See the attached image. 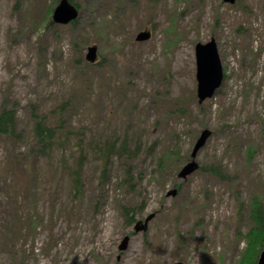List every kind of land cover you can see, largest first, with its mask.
Listing matches in <instances>:
<instances>
[{
  "label": "rangeland",
  "instance_id": "obj_1",
  "mask_svg": "<svg viewBox=\"0 0 264 264\" xmlns=\"http://www.w3.org/2000/svg\"><path fill=\"white\" fill-rule=\"evenodd\" d=\"M72 1L80 18L60 26L59 0H0V116L16 113L0 136V264H238L264 204V0ZM212 39L225 78L199 104L196 46ZM66 103L69 138L43 154L32 116L52 125ZM113 143L104 172L97 146Z\"/></svg>",
  "mask_w": 264,
  "mask_h": 264
},
{
  "label": "trees",
  "instance_id": "obj_2",
  "mask_svg": "<svg viewBox=\"0 0 264 264\" xmlns=\"http://www.w3.org/2000/svg\"><path fill=\"white\" fill-rule=\"evenodd\" d=\"M80 9V8H79ZM239 32V31H238ZM68 109V104H63L60 107L56 108L53 112L56 117V122L52 125H47V119L44 116H34V129L32 132L33 139L35 140V145L38 149L41 150L43 154L50 153L52 149L58 147V145L66 139L69 138L65 136V114ZM14 109H4L0 116V136H12L15 129L16 116ZM116 148L115 143L110 146L98 147L96 150V157L100 165H103V171L107 170V165L110 159V156L113 152V149ZM76 149H80V155L76 158V162L73 167L69 168L71 177V192L74 194V197H78L83 193L84 190V181H83V167L84 161L86 159V153L83 152L81 145H76ZM122 153L128 154L127 142L124 141L120 147ZM140 150L139 147L136 148V153ZM173 153L166 151L163 159L159 162L160 167L163 165L164 160H171ZM210 172L213 175H218L215 169H211ZM104 174L102 175V180L104 179ZM103 184V183H101ZM260 199L254 200L252 203V209L250 212V220L252 223L251 229L248 231L247 236V252L243 256L242 261L240 260L238 264H257L261 252L264 250V204ZM132 219L129 218L128 222L132 223ZM222 259V257H220Z\"/></svg>",
  "mask_w": 264,
  "mask_h": 264
},
{
  "label": "water",
  "instance_id": "obj_3",
  "mask_svg": "<svg viewBox=\"0 0 264 264\" xmlns=\"http://www.w3.org/2000/svg\"><path fill=\"white\" fill-rule=\"evenodd\" d=\"M231 4L235 3V0H226ZM78 18L77 9L72 6L68 0H62L61 4L54 12L53 20L57 24L67 25L75 21ZM150 38L149 33H141L137 41H146ZM97 49L91 48L87 59L90 62H94L96 59ZM196 59H197V96L200 103L205 102L207 99H211L217 90L221 87L224 80V73L222 69L221 60L218 53V48L215 40H211L206 45H197L196 47ZM211 133L209 131L203 132L192 153V159L197 157L198 152L204 148ZM198 169L195 162L184 167L180 173V178L186 179L189 175L194 173ZM125 248V247H124ZM181 264V263H176ZM258 264H264V251L261 253Z\"/></svg>",
  "mask_w": 264,
  "mask_h": 264
}]
</instances>
